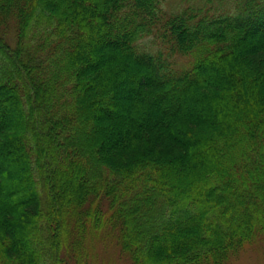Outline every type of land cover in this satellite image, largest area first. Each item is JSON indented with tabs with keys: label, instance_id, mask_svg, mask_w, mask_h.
Wrapping results in <instances>:
<instances>
[{
	"label": "trees",
	"instance_id": "1",
	"mask_svg": "<svg viewBox=\"0 0 264 264\" xmlns=\"http://www.w3.org/2000/svg\"><path fill=\"white\" fill-rule=\"evenodd\" d=\"M108 229L133 264L264 231V0H0V264Z\"/></svg>",
	"mask_w": 264,
	"mask_h": 264
},
{
	"label": "rangeland",
	"instance_id": "2",
	"mask_svg": "<svg viewBox=\"0 0 264 264\" xmlns=\"http://www.w3.org/2000/svg\"><path fill=\"white\" fill-rule=\"evenodd\" d=\"M180 0H170L172 6H176ZM24 198H28L26 195ZM71 206L66 207V214ZM117 230H105L93 239H86L90 243L87 264H133L129 253L123 252L116 241ZM91 241V242H90ZM68 254V252H66ZM71 264H76L75 261ZM225 264H264V231L256 232L251 241L247 242L238 253L230 255Z\"/></svg>",
	"mask_w": 264,
	"mask_h": 264
}]
</instances>
